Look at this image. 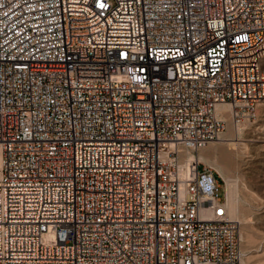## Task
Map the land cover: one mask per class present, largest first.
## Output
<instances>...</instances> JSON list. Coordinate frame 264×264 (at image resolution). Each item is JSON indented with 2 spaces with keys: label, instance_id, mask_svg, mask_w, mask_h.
Returning a JSON list of instances; mask_svg holds the SVG:
<instances>
[{
  "label": "built area",
  "instance_id": "1",
  "mask_svg": "<svg viewBox=\"0 0 264 264\" xmlns=\"http://www.w3.org/2000/svg\"><path fill=\"white\" fill-rule=\"evenodd\" d=\"M220 104L264 122V0H0V264H241Z\"/></svg>",
  "mask_w": 264,
  "mask_h": 264
},
{
  "label": "rangeland",
  "instance_id": "2",
  "mask_svg": "<svg viewBox=\"0 0 264 264\" xmlns=\"http://www.w3.org/2000/svg\"><path fill=\"white\" fill-rule=\"evenodd\" d=\"M264 122L258 124L243 123L240 138L248 145V150L236 160L220 157L232 168H237L236 176L240 177V190L243 196L244 222L241 224L244 240L241 244L242 254H246L247 264H264ZM262 126V127H261ZM257 128V130H256ZM227 124L225 135L228 132ZM261 130V131H260ZM222 135L221 137H223ZM220 137V138H221ZM220 140L210 143L199 153H212L215 146H223ZM230 160V161H229ZM229 161V162H228ZM204 164V163H203ZM207 165V164H205ZM208 166V165H207ZM210 167V166H209ZM212 168V167H211ZM200 169H204L202 165ZM221 197L224 198V183L221 180ZM248 260V261H247Z\"/></svg>",
  "mask_w": 264,
  "mask_h": 264
},
{
  "label": "bare ground",
  "instance_id": "3",
  "mask_svg": "<svg viewBox=\"0 0 264 264\" xmlns=\"http://www.w3.org/2000/svg\"><path fill=\"white\" fill-rule=\"evenodd\" d=\"M232 107L229 104H220L217 106V117L225 120L229 126L228 132L219 138L224 144L223 146H215L212 153L203 152L197 155V159L204 164L212 167L225 181V196H226V207L228 214L231 219L243 223L244 213H243V196H241L240 190V177L236 176L235 173L238 172L237 168H232L234 166H229V164L222 161V157H229L236 160L238 157L243 155V152L248 150V145L242 142L240 138L243 133V123L237 120H233L231 116ZM247 124V123H246ZM257 130V128H256ZM261 131V130H260ZM221 135V136H222ZM204 149V148H203ZM202 150V149H201ZM200 150V151H201ZM222 159H221V158ZM242 157V156H241ZM196 159L193 153H188L186 155V160L182 162L181 169L184 170L188 167L189 163ZM230 161V160H229ZM228 161V162H229ZM243 229V228H242ZM241 229V231H242ZM243 232V231H242ZM241 232L242 242L244 240L243 233ZM246 255V254H245ZM242 254L241 264H247L245 256ZM248 261V260H247Z\"/></svg>",
  "mask_w": 264,
  "mask_h": 264
}]
</instances>
